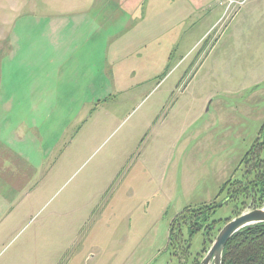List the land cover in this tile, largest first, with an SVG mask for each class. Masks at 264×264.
<instances>
[{"label": "rangeland", "instance_id": "obj_1", "mask_svg": "<svg viewBox=\"0 0 264 264\" xmlns=\"http://www.w3.org/2000/svg\"><path fill=\"white\" fill-rule=\"evenodd\" d=\"M226 1L162 30L97 2L84 14L88 84L10 111L25 124L24 169L0 264H199L229 220L264 207L222 191L264 143V0ZM36 2L0 0V54L43 20ZM211 204L185 216L170 250L173 219Z\"/></svg>", "mask_w": 264, "mask_h": 264}, {"label": "crops", "instance_id": "obj_2", "mask_svg": "<svg viewBox=\"0 0 264 264\" xmlns=\"http://www.w3.org/2000/svg\"><path fill=\"white\" fill-rule=\"evenodd\" d=\"M50 1L37 0L32 5L33 16L43 20L33 24L25 22L26 35L17 31L18 35L10 36L14 47L0 54V218L13 213L16 194L22 188L24 169L22 152L15 144L23 139L25 124L16 114L9 116L10 111L22 109V101L32 99L30 108L36 109L40 99L43 108L46 98L42 94L48 88L57 92L55 90L70 84L78 87L88 84V60L82 52L86 51L83 44L86 45L89 39L83 30L91 25L84 14L93 4L97 2L103 11L111 7L113 12L129 15L128 21L137 20L135 26H155L162 30L168 26H183L189 14L207 12L226 0H79L76 6H72L71 0H62V4ZM12 23L16 24L17 20ZM125 24L130 27L129 22ZM8 25L6 28L12 29ZM38 90L43 93L37 98ZM58 99L59 95L50 96L54 105ZM26 165L31 167L29 163ZM1 226L2 222L0 232Z\"/></svg>", "mask_w": 264, "mask_h": 264}, {"label": "trees", "instance_id": "obj_3", "mask_svg": "<svg viewBox=\"0 0 264 264\" xmlns=\"http://www.w3.org/2000/svg\"><path fill=\"white\" fill-rule=\"evenodd\" d=\"M264 130V125H263ZM259 150L258 152H256ZM243 163L244 172L241 180H236L231 186V182H226L222 191L229 188V192L235 193L236 197L253 198L258 202L264 201V143L259 145L256 149L248 152L241 160ZM230 185V187H229ZM216 204L211 206H202L198 209L192 207L186 208L180 215L175 217L172 221L174 227L173 233L168 239V248L172 250L174 239L178 238L179 230L175 232L178 225H183L186 215H195L194 218H198L199 215H204L207 210L213 211L217 208ZM212 213V212H211ZM190 227V226H189ZM188 227V228H189ZM196 226H191L188 229L189 238L197 233H202L201 230H195ZM180 228V227H179ZM178 228V229H179ZM205 234V231H204ZM202 236L205 237V235ZM187 246L191 244V240H187ZM177 243V242H176ZM179 243V242H178ZM177 243L176 247L179 248ZM171 246V247H170ZM189 250V249H188ZM185 250L184 253H188ZM183 253V252H182ZM176 255V253H174ZM192 264H197L196 260ZM222 264H264V224H256L244 228L233 235L226 243L223 254Z\"/></svg>", "mask_w": 264, "mask_h": 264}, {"label": "water", "instance_id": "obj_4", "mask_svg": "<svg viewBox=\"0 0 264 264\" xmlns=\"http://www.w3.org/2000/svg\"><path fill=\"white\" fill-rule=\"evenodd\" d=\"M256 224H264V207L248 210L229 220L220 229L199 264H222V254L228 240L240 230Z\"/></svg>", "mask_w": 264, "mask_h": 264}, {"label": "built area", "instance_id": "obj_5", "mask_svg": "<svg viewBox=\"0 0 264 264\" xmlns=\"http://www.w3.org/2000/svg\"><path fill=\"white\" fill-rule=\"evenodd\" d=\"M233 3H234V4H238V2H235V1L229 0V1H228V6L231 5V4H233Z\"/></svg>", "mask_w": 264, "mask_h": 264}]
</instances>
